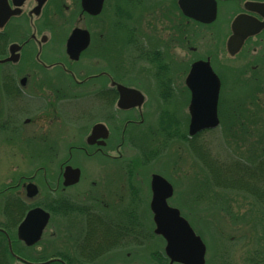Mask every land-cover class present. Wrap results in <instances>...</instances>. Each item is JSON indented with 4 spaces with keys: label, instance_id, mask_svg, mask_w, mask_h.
<instances>
[{
    "label": "flooded vegetation",
    "instance_id": "flooded-vegetation-1",
    "mask_svg": "<svg viewBox=\"0 0 264 264\" xmlns=\"http://www.w3.org/2000/svg\"><path fill=\"white\" fill-rule=\"evenodd\" d=\"M107 1L100 13L91 15L83 11L82 0H7L10 12L15 14L0 27V141L7 138L39 143L46 152L42 151L45 159L40 163H35L34 155L24 156L31 161V173H19L16 181L12 179L0 195L10 193V200L23 204L24 216L31 208L46 202L44 189L54 196L70 195L71 214H51L35 248L18 241L17 230L9 232L0 227V264H171L166 254L167 242L156 234L151 210L155 175L172 185L169 206L179 209L189 221V216L194 217L185 209L189 194L186 177L175 172L176 169L156 167L165 153L155 147L166 141L168 146L177 140L187 143L186 129L188 125L189 132L191 121L187 80L192 65L200 60H210L214 65V55L191 60L198 47H193L195 39L188 31L192 26H210L218 21V16L216 21L204 24L187 17L178 2L171 3L163 14L170 31L165 38L157 34L154 22L147 23L148 29L144 28L143 32L140 19L146 20L147 15L140 17L138 2L133 5L130 2L135 3L133 0H117L116 10H125L128 17L120 14V21L113 19L115 32H109L108 25L102 21ZM249 1L264 3V0L231 1L239 12L228 25L227 41L237 16L246 14L264 21V17L245 9ZM217 4L219 7L218 0ZM143 10L149 12L148 20H155L154 11ZM77 30L87 32L89 38L86 47L74 58L71 38ZM252 47H259L252 56L256 63L252 69L260 71L264 61L261 59L264 30L245 43L237 57L247 54L248 59H244L238 70L249 66L246 64L251 61ZM230 57L227 61L233 62L234 57ZM120 86L131 93H140L142 103L134 106L127 100L128 106L120 107ZM222 92L221 79L218 106L221 125ZM178 95L183 100V115L175 112ZM82 99L86 100L85 104L79 103ZM30 110L37 114V120L30 135H26L23 125L33 121L26 118L21 123L20 120ZM93 121L96 122L90 126ZM62 124L75 129L76 134L70 135L69 154L61 161L52 138H59L54 133H59ZM142 130H145L143 136H137ZM146 141L150 145H144ZM83 160L96 162L97 167L88 168ZM67 166H71V171H79L77 183L70 187H64ZM30 184L36 185L38 191L33 197H30L33 192L29 190ZM33 200L35 205L28 209V201ZM195 201L198 205L199 196ZM142 206L146 228L140 224ZM195 214L201 215L202 211ZM11 248L15 258L7 256L6 249L12 254ZM32 249L38 254L35 259L30 257Z\"/></svg>",
    "mask_w": 264,
    "mask_h": 264
},
{
    "label": "rangeland",
    "instance_id": "rangeland-1",
    "mask_svg": "<svg viewBox=\"0 0 264 264\" xmlns=\"http://www.w3.org/2000/svg\"><path fill=\"white\" fill-rule=\"evenodd\" d=\"M133 1L135 3L130 1L133 5L138 2V6L140 7V17L144 18L147 15L146 20L143 19L142 21V19H140V25H142L143 32H145L144 28L148 29L147 23L154 22L156 24L155 30L157 34H159L160 37L164 35L165 38H167L166 33H170V31L167 29L168 27L166 26L168 21L167 17L163 16V14L164 12H166L171 3H175V5H177L178 0ZM106 3L107 11L102 21L104 25H108L109 32H115L116 23L113 19H119L120 14H122V16H124L123 18H125L127 13L125 12V10H116V7L118 6L117 0H108ZM236 7L237 5L234 4V2L219 1L218 21H216V23L210 26H192L191 28H189L188 31L189 34H192L190 37L195 39L194 43L192 42L194 45L193 47H198V51L193 52L191 60H199L200 58H205L207 56L214 55L213 67L215 71L221 76L223 82L222 115L224 117V121L227 120V122L232 121V119L225 117L226 114H229L230 110H236V108H238L237 110H239L240 113L243 112L244 114L248 103H250V107L253 106L252 99L254 96L258 97V104L264 110V61L260 66V69L262 70L256 71L252 69V66L256 65V63L252 61V58L258 52L259 47H252L250 49L249 52L251 53V61L249 64H246L249 66L241 70L244 72V74L241 73V71L238 69L242 65L241 63H243L244 59H248L247 54H243L241 58L240 56L234 57L233 62L227 61L232 59L229 55L227 56L226 51V41L228 38V33L230 32L228 25H230L236 13L239 12ZM148 8L150 12H155L154 21L153 18L148 20L149 12L143 10ZM142 13H144V15H142ZM130 14L131 13H128V15ZM63 19L64 18H62L61 20L64 22L65 20ZM120 20L121 19H119V21ZM173 24H175V22H173ZM176 30L179 29L177 28ZM162 38L164 39V37ZM190 46H192L191 43L187 47L189 49V52L191 50ZM177 54H179V51ZM177 54L175 53V55ZM262 55L261 59L263 60L264 53ZM258 59H260V57L257 58V60ZM188 65H190V62H188ZM189 67L190 66H188V68ZM255 77L260 79L261 83L255 82ZM242 101H244V103L241 105L240 102ZM79 103L85 104L86 100L82 99L81 101H79ZM175 104L177 105L175 109L176 114L183 115V100L181 95H178L177 99L175 100ZM26 118H31V120L33 121V123L28 126L23 125L24 133H28V135H30L29 131L35 127L37 114L34 113L33 110H30V113L24 115L20 122L22 123ZM95 122L96 121H93L90 126H92ZM262 122L261 124H263ZM152 123L153 121L149 122L150 125ZM90 126L88 128H90ZM57 127H55L53 130H56ZM58 129L59 133H57L56 131L54 134H59V138L57 139L56 137H53L52 139L54 140V142L52 144L55 146V148L58 149V159L62 161L67 158L69 154V145L71 143L70 135L71 137H73L76 134V131L75 129L70 130L69 127L65 124L59 126ZM145 130L140 131L139 135H137L136 133L134 135L143 136L142 132ZM224 130L226 129L222 127V125H220L217 129L202 132L200 134V136L202 135L200 137V140L197 141V146H199L204 151L205 149H207L210 159L218 164L229 163L231 157H249V155H251V152H249V148L251 145L250 142H254V140H252L253 138L256 140L254 132L249 133L247 137H244L246 138V141L242 137V139H238V143L237 145H235V127H233V132L230 134L228 133V131L225 132ZM186 131V133H188V125ZM146 136L147 138H150L148 135ZM145 143L146 146L150 145V142L148 143V141L144 142L143 144L145 145ZM193 143L195 144V140L192 143L188 141L187 143L180 142L179 140H177L173 141L171 145L168 146L166 141L160 147H155V149H159L161 152L165 153V155L161 157V160L157 161L155 166H163L165 169H176L175 172L184 174V176L186 177L185 183L188 185L189 194L188 200L187 202H185V209L188 215L193 214L194 217L189 216L192 225H194V227L203 236L204 240L208 245L210 253L212 254L208 264H229V262L230 264H247L249 251V248L247 247L249 244L248 242L252 240V237L255 238L257 236H254V232H261L262 229V224H259L257 219V216L259 217V205L256 204L257 206H254L252 204V201L254 200L251 197L250 199L252 201H250V199L245 200L242 197L243 192H239L240 190L236 192L230 189H218L216 186V182H214V179H217V181L220 180V178L218 177V173H215L213 175L214 177L212 178L210 171L207 169V167H205L204 161L196 156L195 152H198V148L194 147V152L191 146V144L194 145ZM42 151L46 152L45 147L41 146L39 143H28L21 140L19 142L10 141L7 138L1 140L0 192L12 179L16 181L17 177L19 176V173H31V170L33 169L31 161H29V159L24 158V156L34 155L35 163H40L45 159L42 155ZM257 154H259V152H257ZM21 157H23L26 162H24ZM83 164L88 168L97 167L96 162L92 163L83 160ZM15 169H17L16 171H18L17 174H14ZM43 187L44 184H42V188ZM40 193L42 195V192ZM45 196L47 197L46 202L49 203H51L52 197H56L54 195H50L49 192L44 189L43 198H45ZM197 196H199L200 199L198 205L195 201V198H197ZM11 197L12 195L10 193L0 195V224L5 221V205L7 200H9V198ZM34 199H36V201L38 200L37 197ZM34 201L35 200H33V202L28 201V203H30L28 209L35 205L36 201ZM225 202H228L230 204L228 205L229 210L222 208V205H224ZM13 207L14 210H12V212L15 215H19V211L24 212L22 213V215L26 212L24 207H21L18 204H13ZM144 210L145 207L142 206L140 209L139 216L141 220V227L146 228L147 221H144L143 218V215L146 214ZM199 211H202V213H204V216L199 214L198 216H196L195 212ZM23 218L24 215L22 216L20 222L23 220ZM13 231H16V229H13ZM246 234L247 238H244ZM229 235L234 237V241L230 242L226 239V237H229ZM222 237H224L225 239H223ZM227 241H229L230 244H228ZM221 242H223V244H221ZM35 246H33V248H35ZM31 252V259H35L38 255L37 251H35V249H32ZM8 261L11 262V259L9 257Z\"/></svg>",
    "mask_w": 264,
    "mask_h": 264
},
{
    "label": "water",
    "instance_id": "water-1",
    "mask_svg": "<svg viewBox=\"0 0 264 264\" xmlns=\"http://www.w3.org/2000/svg\"><path fill=\"white\" fill-rule=\"evenodd\" d=\"M44 1V0H43ZM232 1V0H222ZM105 0H82L83 10L91 15L101 12ZM180 9L190 18L201 23L210 24L217 19V0H179ZM245 9L264 17V3L246 2ZM15 12H10L7 0H0V27H3ZM264 30V21L241 14L235 18L231 26V36L227 42V50L230 56H237L249 38L259 35ZM88 33L82 30L75 31L71 38L72 55L78 57L88 43ZM8 61V60H7ZM4 62V61H2ZM188 88L191 92V104L189 108L191 121L189 126L190 136H196L205 130L215 129L220 125L219 99L221 92V80L213 69L210 60H200L192 65L188 80ZM122 98L120 107L126 108L127 100L134 106L142 103L143 96L131 93L124 87H119ZM99 126L95 127L97 130ZM72 172V173H71ZM73 174V181H71ZM79 171H71L66 167L64 173V186L69 187L77 183ZM153 200L151 209L156 225L155 232L167 240L166 254L171 259V264H206L207 247L202 238L197 235L189 221L181 216L177 208L169 206L168 199L173 195L172 185L163 177L155 175L152 181ZM33 191L30 197L37 194V187L29 185ZM50 220V213L37 207L30 210L18 227V239L28 246H33L41 239V236Z\"/></svg>",
    "mask_w": 264,
    "mask_h": 264
},
{
    "label": "trees",
    "instance_id": "trees-1",
    "mask_svg": "<svg viewBox=\"0 0 264 264\" xmlns=\"http://www.w3.org/2000/svg\"><path fill=\"white\" fill-rule=\"evenodd\" d=\"M256 77L255 82L261 83L260 79ZM252 101L253 106L246 109L244 114L243 112L240 113L239 110H237L238 108L233 112L230 110L229 114H226L225 117L232 119V121H224L223 117L222 122V127L226 129L224 131H228L229 134L233 132V127H235V145H237L238 139L247 137L249 133L254 132L256 140L253 138L252 140H254V142H250L249 152H251V155H249V157H231L229 163L218 164L210 159L207 149L204 151L197 146V137L194 138L195 144L193 143L194 145L191 144V146L193 150L194 147L198 148V152H195V150L194 152L197 157L204 161L205 167L210 171L212 178L215 173H218L220 180L217 181V179H214L218 189H230L236 192L240 190L239 192H243L242 197L245 200L251 197L254 200L252 201L250 199L252 204L254 206L259 205L260 210L258 209L259 217L257 216V219L259 224H262V229L261 232H254V236H257L255 238L252 237L251 243L248 242L249 244L247 247L249 251L247 264H264V110L258 104L257 96H254ZM243 103L244 101L240 102L241 105ZM261 122L263 124H261ZM186 140L190 143L194 141L193 139H189V137H187ZM244 140L246 141V138H244ZM257 152H259V154H257ZM69 200L70 198L66 196H56L51 198V203L45 202L41 204V206L49 210L53 215H69L71 214V203ZM13 204H18L21 207L23 206V204L16 200H8L6 203L4 210L5 221L0 224V227H4L9 232L16 228V225L20 223L24 215H22L24 212L21 211H19V215H15L12 212V210H14ZM228 205L230 204L225 202L222 208L229 210ZM6 252L7 256H9L8 249H6Z\"/></svg>",
    "mask_w": 264,
    "mask_h": 264
}]
</instances>
